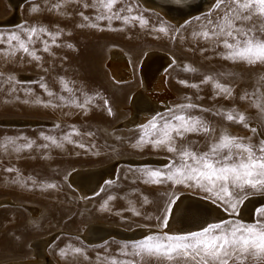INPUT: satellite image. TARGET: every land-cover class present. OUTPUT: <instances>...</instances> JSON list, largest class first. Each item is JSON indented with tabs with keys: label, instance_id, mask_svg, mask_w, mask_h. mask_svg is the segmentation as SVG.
Wrapping results in <instances>:
<instances>
[{
	"label": "rangeland",
	"instance_id": "1",
	"mask_svg": "<svg viewBox=\"0 0 264 264\" xmlns=\"http://www.w3.org/2000/svg\"><path fill=\"white\" fill-rule=\"evenodd\" d=\"M86 2L90 0H26L16 11L8 0H0V20L10 18L15 11L17 13V21L11 25H0V33L18 32V26L23 25L44 26L54 33L62 30L56 40L59 47L51 45L49 40L50 51L37 52L41 56L40 61L21 53L9 59L0 51L2 80L14 76L17 81L13 85L0 82V200L3 202L0 204V263L34 258L37 242L46 244L49 239L46 245L48 252L58 264H105V258L117 256L124 243L144 236L136 239L113 236L91 244L80 236L89 223L104 221L126 228L148 225L155 228L153 233L162 228L164 212L172 205L170 200L185 192L204 195L183 186L144 182L147 179L144 169H162L172 162L171 154L166 151L133 147L140 125L147 123L149 118L138 125L128 126L125 122L131 117L130 98L141 84L139 64L148 50H160L174 58L165 71L168 90H171L169 106L184 103V97L190 96L193 103L213 111L218 108L243 111L247 104L239 97L250 95L258 82L264 83L261 81L264 66L232 64L215 58L210 51H200L207 45L202 41L197 43L191 33L197 26L196 18L203 17L209 8L203 11L196 9L192 13L194 15L178 24L156 10L147 9L140 0H125L134 7L131 15L143 14L148 19L149 24L140 27L138 22H97L94 20L96 12L83 7ZM56 4L60 5L59 9L47 10ZM34 5H39V12L31 11ZM120 7L118 3L114 10ZM81 12L90 18L89 21L82 19ZM82 23H99L100 27H78ZM161 25L167 27V35L154 30ZM68 44L72 47H67ZM34 47L42 49L39 42ZM115 49L124 51V55L130 58L135 73L131 79L134 81L116 80L110 74L108 59ZM185 66L197 71L186 72L183 70ZM220 72L233 74L220 78L233 89V99L214 100L213 90L208 85H202L197 91L179 83L180 80L199 83L204 75L216 77ZM61 80L77 90V103L83 98L81 93H86L95 98L92 105L82 111L72 104L70 95L62 90ZM39 83H45L49 91L63 96L66 103L49 97ZM12 87L17 90L13 92ZM197 95L203 99L197 100ZM50 99L53 103H60L61 107H44ZM105 100L111 108V115L104 105ZM196 114L203 115L217 126L225 123L210 113ZM251 115L249 122L261 128L260 121ZM228 131L250 134L236 125L229 126ZM70 133L71 143L63 140ZM44 136L54 137L62 147L44 140ZM189 139L199 141L197 147L201 151L206 150L203 136L192 135ZM28 142H34L31 148L24 147ZM44 144L49 146L44 148ZM81 144L84 147H80ZM17 147L19 152L15 151ZM130 155L163 156L166 161L160 165L141 166L122 163L115 178L104 182L102 188L92 194L82 193L70 180V175L80 167H99ZM49 184L55 187H47ZM109 196L113 199H108ZM29 204L34 212L25 207ZM163 231L169 230L165 228ZM74 248H81L82 254L72 253ZM61 249L68 255L62 257Z\"/></svg>",
	"mask_w": 264,
	"mask_h": 264
},
{
	"label": "snow or ice",
	"instance_id": "2",
	"mask_svg": "<svg viewBox=\"0 0 264 264\" xmlns=\"http://www.w3.org/2000/svg\"><path fill=\"white\" fill-rule=\"evenodd\" d=\"M176 2L179 4L181 0ZM118 3L121 7L114 10ZM59 7L56 4L47 10L52 12ZM83 7L96 12L94 20L97 22H138L140 27L149 24L143 14L131 15L134 7L125 0H90ZM31 11L39 12V5H34ZM125 12L128 14L122 15ZM79 15L84 21L90 19L83 12ZM196 20L198 23L191 35L197 43L202 41L207 45L200 49L201 52L210 51L215 58L232 64L264 66V0H210L208 11ZM78 27L99 28L100 25L82 23ZM18 29V32L0 33V46H3L0 51L9 59L21 53L34 61H40L41 56L37 55L39 50L48 53L51 45L59 47L56 40L62 30L54 33L39 25H23L18 26ZM154 30L168 34L164 25ZM38 42L42 49L34 47ZM67 47L71 48L72 45L68 44ZM183 70L197 71L186 66ZM231 75L220 72L216 77L204 75L199 83L185 80L179 83L197 91L202 85H208L213 90L212 99L230 100L234 98V91L220 78ZM2 78L3 74L0 73V82L9 85L17 82L14 76H8L6 81ZM261 81H264V77H261ZM61 84L62 90L70 95L71 103L77 108L83 111L92 105L94 97L81 93L83 98L77 103V90L63 80ZM39 87L49 97L65 102L63 96L49 91L45 83H39ZM11 90L15 92L17 89L12 87ZM196 99L202 100L203 97L197 95ZM239 99L247 104L243 111L236 108H218L213 111L193 103L192 97L185 96L184 103L169 106L166 112L157 113L147 123H142L137 142L133 145L141 150L150 147L171 154L172 162L164 168L143 170L147 177L145 183H168L203 193L202 199L216 205L227 215L216 220L204 219L195 229L171 232L163 231L169 226V212L174 214L173 209H166L160 230L146 234L140 240L124 243L117 256L105 258V264H264V206L253 210L251 222L245 221L242 216V204L249 193L264 197V83L258 82L256 90L250 95H241ZM104 105L111 115L107 100ZM43 106L57 108L61 104L53 103L50 99ZM197 112L210 113L225 123L223 126L214 125ZM251 114L260 121L261 128L249 122ZM232 125L241 126L250 134H232L228 131ZM71 135H65L63 140L71 143ZM192 135L205 138L206 150L201 151L197 147L199 141L189 139ZM43 139L56 147H62L54 137L44 136ZM33 143L28 142L24 147L31 148ZM48 146L43 145L44 148ZM79 146L84 147L82 144ZM15 151L19 152L20 148L17 147ZM6 171L11 172L13 169ZM47 187L54 188L55 185L49 184ZM108 199L113 197L109 196ZM178 199L170 200V205ZM71 251L82 254L81 248ZM60 255L63 257L68 253L61 249Z\"/></svg>",
	"mask_w": 264,
	"mask_h": 264
},
{
	"label": "bare ground",
	"instance_id": "3",
	"mask_svg": "<svg viewBox=\"0 0 264 264\" xmlns=\"http://www.w3.org/2000/svg\"><path fill=\"white\" fill-rule=\"evenodd\" d=\"M140 1L146 6V8L148 7L150 9H153L154 11L156 10L157 13L159 12L164 16V18L178 24L182 20L187 19V17L194 15L192 13H194L195 10L198 9L197 7L202 6L201 10L199 9V11H203L209 8L210 3V0H181L179 4L176 2V0ZM10 18L13 17L10 16ZM124 54V51L115 49L111 53L110 59H108V69L110 70V74L116 80L126 81L135 76L131 60L127 55ZM173 60L174 58L171 54L156 49L150 51L148 50V52L145 54L143 60L139 64V77L141 84L140 86L138 85L139 89H137L131 96V100L129 99L131 117L125 121L128 123V126L129 124H141L148 118H151L157 113L162 112L167 108V106L170 105L168 97L171 95V90H168V84L165 80V71L173 63ZM136 66L135 68H138ZM165 161L166 159L163 158V156L161 158L160 156L155 155H130L124 159L119 158L112 163L109 162L101 166L98 165L99 167L88 168V166L87 168H83L84 171L81 172V177L79 179V185L81 187L79 188L84 194L96 193V191L102 188L104 182L111 181L115 178L117 172L116 170L122 163L131 166H141L146 164L160 165ZM201 197V195L188 192L177 195L176 198L179 199L175 204L171 205V209H173L174 214L172 212H169V226L166 229L174 232L187 231L189 229H195L196 227H198L204 219L216 220L227 215L223 212L222 209H219L216 205H213L211 202L204 200ZM5 198L8 199V197ZM248 199L249 202L246 205L247 207L251 203L256 204L257 202L264 199V197L256 194L249 196ZM0 202H2V200H0ZM25 207H28L33 212L35 211L31 204L27 206L25 205ZM254 207L255 205L252 206L251 210L249 209V212L252 211L251 213H249L251 220L253 218L252 213ZM154 230V227L148 225L126 228L125 226L117 225L114 223L111 224L104 221H93L89 223L83 231H81L80 236L88 243L96 244L113 236L120 239L141 238L146 234H150ZM48 240L49 239L45 241L46 244L43 242H37V245L35 243L36 256H34V258L28 260H17L13 262H2L0 264H58L57 261L52 258L48 252L46 246Z\"/></svg>",
	"mask_w": 264,
	"mask_h": 264
},
{
	"label": "water",
	"instance_id": "4",
	"mask_svg": "<svg viewBox=\"0 0 264 264\" xmlns=\"http://www.w3.org/2000/svg\"><path fill=\"white\" fill-rule=\"evenodd\" d=\"M10 2V4L14 7V9L17 11V9L20 7V5L26 1V0H8ZM14 1V2H13ZM201 7L202 6H199L197 7L198 9L197 10H201ZM16 14H13L12 17L13 18H8V19H4V20H0V25H11V23H14L16 21ZM84 170L83 169H79V170H76L74 171L71 175H70V180L71 182L77 186V187H81L79 185V179L81 177V172H83ZM251 200V199H250ZM249 202V199L247 198L243 205H242V216L245 218V220L247 221H250L251 218H250V214L251 212H249V209L251 210L252 206L255 205L254 209H257L259 206L261 205H264V199H262L261 201L257 202L256 204L255 203H251L249 204V206L247 207V203ZM3 202H0V204H2ZM254 204V205H253ZM247 207V208H246ZM249 214V215H248ZM225 217V216H224ZM224 217H221V218H224ZM181 232V231H179Z\"/></svg>",
	"mask_w": 264,
	"mask_h": 264
}]
</instances>
